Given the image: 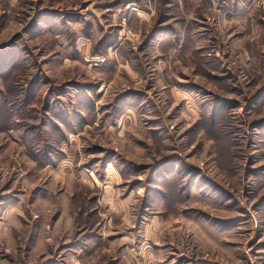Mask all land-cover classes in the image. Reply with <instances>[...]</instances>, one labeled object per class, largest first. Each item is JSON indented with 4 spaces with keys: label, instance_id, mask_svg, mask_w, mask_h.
Instances as JSON below:
<instances>
[{
    "label": "rangeland",
    "instance_id": "374dc122",
    "mask_svg": "<svg viewBox=\"0 0 264 264\" xmlns=\"http://www.w3.org/2000/svg\"><path fill=\"white\" fill-rule=\"evenodd\" d=\"M0 264H264V0H0Z\"/></svg>",
    "mask_w": 264,
    "mask_h": 264
},
{
    "label": "crops",
    "instance_id": "0c3cea01",
    "mask_svg": "<svg viewBox=\"0 0 264 264\" xmlns=\"http://www.w3.org/2000/svg\"><path fill=\"white\" fill-rule=\"evenodd\" d=\"M209 7V4H205V3H200V4H198L197 5V7H195L194 9H192L193 10V13L197 16V17H200V16H203L204 15V12H205V10L206 9H204V8H206V7ZM207 11V10H206ZM148 15L150 14V13H148V12H146ZM208 13H209V11H208ZM187 17V16H186ZM187 20H189V19H187ZM192 22L193 21V19L192 20H189V21H187V22ZM186 34V33H185ZM193 33H191L190 35H192ZM193 38V37H192Z\"/></svg>",
    "mask_w": 264,
    "mask_h": 264
}]
</instances>
